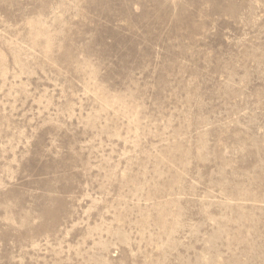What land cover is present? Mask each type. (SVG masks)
<instances>
[{
  "label": "rangeland",
  "instance_id": "1",
  "mask_svg": "<svg viewBox=\"0 0 264 264\" xmlns=\"http://www.w3.org/2000/svg\"><path fill=\"white\" fill-rule=\"evenodd\" d=\"M0 264H264V0H0Z\"/></svg>",
  "mask_w": 264,
  "mask_h": 264
}]
</instances>
